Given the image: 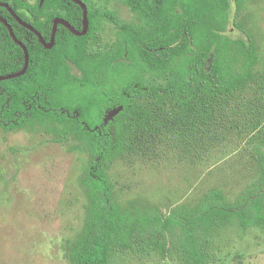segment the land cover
<instances>
[{
    "label": "trees",
    "instance_id": "obj_1",
    "mask_svg": "<svg viewBox=\"0 0 264 264\" xmlns=\"http://www.w3.org/2000/svg\"><path fill=\"white\" fill-rule=\"evenodd\" d=\"M82 1L87 33L59 25L52 48L0 5L29 51L26 71L0 80V127H40L61 140L80 139L89 152L81 178L87 217L71 249L74 264H111L114 249L137 245L172 252L185 264H208L220 232L264 227V72L252 34L238 22L247 0H117L131 20L109 9L114 0ZM0 2L46 41L57 17L84 27L74 0ZM101 19L114 24L115 35L94 50ZM25 62L24 49L0 20V76L20 72ZM232 127L250 137L257 161L255 178L234 200L214 189L168 213L154 206L123 210L115 201L106 170L112 159L170 133L211 144Z\"/></svg>",
    "mask_w": 264,
    "mask_h": 264
},
{
    "label": "rangeland",
    "instance_id": "obj_2",
    "mask_svg": "<svg viewBox=\"0 0 264 264\" xmlns=\"http://www.w3.org/2000/svg\"><path fill=\"white\" fill-rule=\"evenodd\" d=\"M109 9L122 19L133 18L120 1L110 2ZM238 22L252 34L264 72V0H247ZM115 30L101 19L99 37L90 47L104 46ZM230 33L240 31L231 25ZM223 131L222 139L211 144L170 133L112 159L106 170L115 201L123 210L154 206L168 213L181 204H196L214 189L234 200L255 178L257 161L250 137L233 127ZM89 160L78 138L61 140L40 127H0V264H74L71 249L87 217L81 178ZM210 253L208 264H264V227L226 229ZM111 264L185 263L172 252L137 245L114 249Z\"/></svg>",
    "mask_w": 264,
    "mask_h": 264
},
{
    "label": "water",
    "instance_id": "obj_3",
    "mask_svg": "<svg viewBox=\"0 0 264 264\" xmlns=\"http://www.w3.org/2000/svg\"><path fill=\"white\" fill-rule=\"evenodd\" d=\"M75 2L79 3L82 8H83V15H84V27L82 30H78L76 29L74 26H72L69 22H67L66 20L62 19V18H57L54 22V27H53V33H52V41L50 43H47L42 34L32 25L28 24L27 22H25L22 18H20V16L14 11V9L7 3H0V5H4L6 7H8L9 11L16 17V19L23 24L24 26H26L27 28L31 29L32 31H34L40 38L41 42L46 46V47H52L55 41V34L57 31V27L59 23H64L73 33H75L76 35H85L88 31V26H89V19H88V7L86 5V3L82 0H74ZM0 20L3 21L7 27L10 30L11 36L13 37V39L24 49L25 52V58H26V62H25V66L24 68L17 73H13V74H8L5 76H0V80L3 79H10V78H14V77H19L20 75H22L29 64V51L26 47V45L16 36L13 28L11 27V25L0 15ZM118 112V111H116ZM115 112V113H116ZM114 113V114H115ZM113 115L111 114L110 117H112Z\"/></svg>",
    "mask_w": 264,
    "mask_h": 264
},
{
    "label": "flooded vegetation",
    "instance_id": "obj_4",
    "mask_svg": "<svg viewBox=\"0 0 264 264\" xmlns=\"http://www.w3.org/2000/svg\"><path fill=\"white\" fill-rule=\"evenodd\" d=\"M1 3V2H0ZM2 3H7V4H9L8 2H2ZM10 5V4H9ZM4 6V5H3ZM11 6V5H10ZM12 7V6H11ZM8 8V7H7ZM9 10V9H8ZM15 11V10H14ZM89 11V10H88ZM16 12V11H15ZM17 13V12H16ZM12 14V13H11ZM18 14V13H17ZM13 15V14H12ZM14 16V15H13ZM20 16V15H19ZM15 17V16H14ZM4 18V17H3ZM16 18V17H15ZM20 18H22L21 16H20ZM57 18H62V19H64V20H66L65 18H63V17H57ZM57 18H55L54 19V21H53V25H52V33H53V27H54V22H55V20L57 19ZM5 19V18H4ZM23 19V18H22ZM6 20V19H5ZM24 20V19H23ZM7 21V20H6ZM18 21V20H17ZM25 21V20H24ZM67 22H69L68 20H66ZM3 22V21H2ZM8 22V21H7ZM19 22V21H18ZM25 22H27V21H25ZM4 23V22H3ZM9 23V22H8ZM20 23V22H19ZM28 23V22H27ZM70 23V22H69ZM5 24V23H4ZM10 24V23H9ZM21 24V23H20ZM28 24H30V23H28ZM71 24V23H70ZM6 25V24H5ZM11 25V24H10ZM23 25V24H22ZM31 25V24H30ZM59 25H64L65 27H67L64 23H59L58 24V26ZM72 25V24H71ZM7 26V25H6ZM24 26V25H23ZM33 26V25H32ZM73 26V25H72ZM11 27H12V25H11ZM26 27V26H25ZM8 28V27H7ZM13 28V27H12ZM68 28V27H67ZM9 29V28H8ZM29 29V28H28ZM69 29V28H68ZM14 30V29H13ZM31 30V29H30ZM57 30H58V27H57ZM70 30V29H69ZM9 33H10V30H9ZM56 34H57V31H56ZM56 34H55V41H56ZM10 35H11V33H10ZM17 36V35H16ZM43 36V35H42ZM39 37V36H38ZM13 38V37H12ZM44 38V37H43ZM40 39V38H39ZM44 40H45V38H44ZM41 41V40H40ZM46 41V40H45ZM52 41V35H51V40L50 41H46L47 43H50ZM55 41H54V44H53V46L55 45ZM16 42V41H15ZM42 43V42H41ZM43 44V43H42ZM44 45V44H43ZM45 46V45H44ZM52 46V47H53ZM46 47V46H45ZM52 47H46V48H52ZM5 76V75H4Z\"/></svg>",
    "mask_w": 264,
    "mask_h": 264
}]
</instances>
